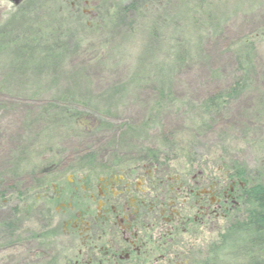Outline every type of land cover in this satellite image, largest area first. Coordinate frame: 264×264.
I'll return each mask as SVG.
<instances>
[{"label": "rangeland", "instance_id": "rangeland-1", "mask_svg": "<svg viewBox=\"0 0 264 264\" xmlns=\"http://www.w3.org/2000/svg\"><path fill=\"white\" fill-rule=\"evenodd\" d=\"M184 1V7L178 1L162 8L160 13H170L173 23L176 19L178 26L194 36L182 64L165 66L166 63H161L174 59L175 34H181L179 27L172 30L173 25L166 22L164 16L156 38L153 36L147 48L144 42L149 39L148 28L153 23L149 10L141 14L139 17H143L139 20L132 17L117 25L106 23L115 9L128 5L131 0H97L89 9L90 14H86L88 10L79 13L85 19L84 25L80 21L81 25L87 26L89 31L65 55L62 67L43 70L40 78L28 71L24 77L10 80L6 69L2 68L5 62H0V185L6 192L10 193L12 188L19 194L28 191L25 173H11L10 164L22 161L28 152L34 159L38 158L45 148L50 149L47 155L53 157L60 173L82 172L74 160L86 153H94V162L99 166L114 163L130 166L143 164L144 153L153 150L166 173L193 171L195 166L206 170L212 165L215 175L231 176V169L238 168L235 162L242 166L240 170L246 171L243 175H248L247 189L251 183L264 186V180L256 174L264 148V0H206L209 7L198 11L193 31L187 29L193 23L187 20L194 13L193 6ZM21 5L14 7L9 0H0V26ZM49 5L54 14L61 17L72 8L61 0L48 2ZM41 7L39 5L37 10L39 15L47 16ZM39 15L32 21L28 19L37 25H51L52 22ZM245 38L253 44L249 89L232 100L221 116L201 122L200 103L240 77L237 46ZM77 76L84 81L76 80V89L73 85ZM66 88L76 90L81 96L91 93L93 98L110 88L127 91L124 99L115 105L117 108L113 106V110L100 115L102 119L98 118L99 104L95 98L86 105L83 99L73 102L72 106L80 110L82 116L92 118L96 114L98 118L81 134L64 125L45 131L44 117L40 114L49 103L56 102V94ZM158 91L164 93L165 99L160 104L164 109L154 112ZM129 129L131 133L127 132ZM11 153L12 163L8 158ZM10 174L22 179L15 183L8 181ZM4 203L6 207L2 209ZM19 205L16 199L3 200L0 223ZM244 217L245 206L227 221L219 219L209 227V233L197 237L191 247V263H202L207 256L212 260L213 254L210 256L208 252L218 246L219 236L230 226L240 224ZM55 236L54 233V242H61ZM223 257L225 264L245 263L239 254L231 258L226 252ZM32 260L21 248L0 250V264H39Z\"/></svg>", "mask_w": 264, "mask_h": 264}, {"label": "flooded vegetation", "instance_id": "flooded-vegetation-1", "mask_svg": "<svg viewBox=\"0 0 264 264\" xmlns=\"http://www.w3.org/2000/svg\"><path fill=\"white\" fill-rule=\"evenodd\" d=\"M96 1L66 0L76 14H90ZM110 165L79 169L44 187L46 204L37 207L49 211L40 221L50 242L42 249L1 240L0 250L24 249L39 264H193L197 237L244 207L248 182L217 176L212 165L173 174L160 162ZM49 167L48 174L59 171L58 164Z\"/></svg>", "mask_w": 264, "mask_h": 264}, {"label": "trees", "instance_id": "trees-1", "mask_svg": "<svg viewBox=\"0 0 264 264\" xmlns=\"http://www.w3.org/2000/svg\"><path fill=\"white\" fill-rule=\"evenodd\" d=\"M53 0H24L21 7L17 12L11 15V17L4 24L0 26V62L5 63L2 68L6 69L9 74L10 80L12 78H17L22 75L24 77L25 72H32L38 78L41 77L43 70H52L62 67L65 55L71 50L73 46H77L80 42L79 39L84 37L89 31L87 26H82L80 21L85 22L82 16H79L74 11H69L65 14V17L59 16L58 13L54 14L51 5L47 6L48 2ZM179 3L184 7L185 4L182 0H131V2L124 6L117 8L109 16L106 23L110 25H117V23H122L128 18H134L139 20L143 17L145 11L149 10L150 14L153 16L152 25L148 28L150 34L148 40L144 42V45L149 47L153 41V36H157V29L163 24V16L169 21L172 26V30L178 29L181 32L180 35H176V42L172 46L173 51H175V56L173 60L161 62L166 63L165 66H170L173 63L175 66L177 63L182 64L185 60L184 57L189 54V44L193 43V34L186 31L181 26H178L179 22L175 19L173 23L170 18L172 17L170 13L166 15H161L162 8L170 7L173 3ZM61 2H66V0H61ZM184 2L190 3L193 6L194 13L188 16L187 20L193 22L190 26H186L187 29L193 31L195 29L194 25L198 22L196 19V14L198 11L209 7L205 4L206 0H186ZM41 5V9H44V16L42 13L39 15L38 7ZM43 12V11H42ZM158 12V13H157ZM141 14L142 17H139ZM209 15V10L207 11ZM43 16L52 22L50 26L37 25L29 21L28 17L34 19L36 17ZM27 17V18H26ZM104 18V17H103ZM209 19V18H207ZM104 23V21H102ZM105 23V25H107ZM84 25V24H83ZM109 25V26H110ZM179 34V32H178ZM239 52V68L240 77L236 79L229 87L224 90L217 91L216 93L210 95L200 103L199 108L200 113H198L199 120L201 122H207L212 117H219L224 112L227 105L232 101L242 95L249 88V76L251 74L252 64V52L253 44L247 38L243 39L237 46ZM146 52V51H145ZM143 61V60H142ZM138 73V72H137ZM136 74V73H135ZM133 74V76H135ZM8 77V76H5ZM23 79V78H22ZM75 84L73 88L77 85V81H84L80 76L74 78ZM127 89L113 90L109 89L104 94L94 97L90 95L81 96L76 93V90L64 89L63 92H59L56 95L58 98L56 102L49 103V106L42 110L40 116L44 117L45 131L53 130L59 128L60 126H68L74 133L81 134L82 132L89 130L91 126V121L102 119L100 115L106 114L108 111L113 110L117 103L123 100V95ZM84 93V92H83ZM159 96H156L158 103L154 105V112L164 109L163 105H160L165 99L163 91L157 92ZM85 94V93H84ZM81 101L87 103L93 100L99 104L98 111L99 117L96 114L90 117V115L82 116L80 110H76L73 107V102ZM101 99V100H100ZM99 101V102H97ZM115 106V107H113ZM117 108V107H116ZM88 108H85V111ZM85 117V118H84ZM48 122V123H47ZM127 132L131 133L132 129ZM83 135H85L83 133ZM165 147V144H162ZM170 147V146H169ZM42 155L38 158L30 156L29 152L27 156H24L22 161L10 164L11 173H25L24 180L28 182L29 189L25 194H19L12 188L10 193L4 190L3 186L0 185V209L2 201L9 202L11 199H16L20 201L19 206L13 207V212L9 215L7 219L0 223V241L3 240L5 244H10L19 241L22 246H29L32 249H42L44 244L50 242V236L46 231L45 225L39 220L43 214H48V209L46 212L38 206L46 204V200L43 201L42 190L50 182L64 178L66 174L70 173V170L65 172L56 171L52 174L49 173V165L53 163L51 151L45 148ZM264 149V148H263ZM261 149L260 155V165L259 170L256 172L261 179L264 180V150ZM25 150V149H24ZM16 151V150H15ZM13 153V152H12ZM12 153L8 158L12 157ZM35 155V154H33ZM79 158L75 159L74 162L78 164L79 169L83 170H93L94 165V153H86L84 156L79 155ZM142 162H154L159 163L156 152L153 150H147L144 153ZM13 158H11V163ZM110 162V161H109ZM96 163V164H94ZM114 163V162H112ZM263 163V164H262ZM117 164L118 163H114ZM234 171L231 169V177H243L245 180L248 175H243L242 166L236 165L233 162ZM60 170V169H59ZM13 171V172H12ZM251 174V173H250ZM255 174V175H256ZM256 175V178H258ZM17 179L15 175H8L7 180L15 183ZM244 179L242 181H244ZM241 180V179H240ZM249 184V180H247ZM251 182V181H250ZM260 183V180H259ZM261 184H252L245 191L244 194V206H245V217L242 222L236 223L230 226L224 234L219 236L218 246L214 247L212 260L207 256L206 259L201 264H225L224 257L226 252L233 255H238L245 259L244 264H264V186ZM9 199V200H8ZM38 199V203L37 200ZM43 206V205H42ZM6 207V204L2 206V209ZM26 239V240H25ZM210 261V262H209ZM238 264V263H233Z\"/></svg>", "mask_w": 264, "mask_h": 264}, {"label": "water", "instance_id": "water-1", "mask_svg": "<svg viewBox=\"0 0 264 264\" xmlns=\"http://www.w3.org/2000/svg\"><path fill=\"white\" fill-rule=\"evenodd\" d=\"M10 2L14 3L15 5L18 4L21 0H9Z\"/></svg>", "mask_w": 264, "mask_h": 264}]
</instances>
